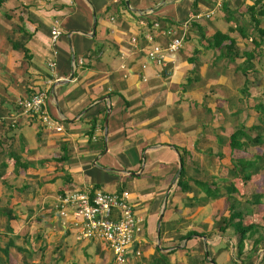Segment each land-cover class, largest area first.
<instances>
[{
	"label": "crops",
	"instance_id": "1",
	"mask_svg": "<svg viewBox=\"0 0 264 264\" xmlns=\"http://www.w3.org/2000/svg\"><path fill=\"white\" fill-rule=\"evenodd\" d=\"M257 1L197 0L194 7L196 0H8L9 8L25 18L30 35L26 47L36 73L44 79L39 83L44 88H36L33 94L48 89V112L62 127L61 131L48 128L34 117L40 129L34 123L28 126L37 129L34 134L30 128L29 133L20 131L23 138L17 143L25 150V162L16 168L15 160L10 169L20 172V182L27 183L20 189L30 199L29 208L27 203L19 206L25 213L23 219L41 208L46 226L53 221L55 231L62 235L61 252H65L67 240L77 234L72 221L57 211L61 194L74 190L128 192L130 204L145 221L129 264H156L153 258L159 253L167 256L168 264H216L210 260L209 237L192 232L191 238H184L176 224L182 221L178 214L185 205L193 208L207 200L196 190L195 200L181 206L184 202L180 204L182 198L176 195L177 190L183 192L179 177L183 163L187 167V159H192L190 149L196 146L194 150L202 152L197 140L203 137L205 126L190 102L203 104L204 91L223 78V73L217 77L213 73L224 59L207 42L218 31L231 38L237 32L230 29L229 23L236 22L230 16L225 22L219 18L222 9L232 15L228 7L236 11L240 3L243 13ZM197 13L205 16L191 23L180 51L174 55L164 52L163 65L153 62L146 40L153 25L158 23L165 30ZM55 25L63 35L52 72L47 65ZM169 42V37L159 36L158 44L164 48ZM222 138L216 133L219 143ZM172 221L176 223L171 225ZM164 222L167 227L162 235ZM13 223L16 220H12L13 232L21 233ZM86 244L79 246L87 251L89 262L100 264L108 259L115 263L103 251L91 257L89 248L97 244Z\"/></svg>",
	"mask_w": 264,
	"mask_h": 264
},
{
	"label": "rangeland",
	"instance_id": "2",
	"mask_svg": "<svg viewBox=\"0 0 264 264\" xmlns=\"http://www.w3.org/2000/svg\"><path fill=\"white\" fill-rule=\"evenodd\" d=\"M6 3L0 8V173H2L0 174V264H94L87 259L85 255L87 251L80 249L79 245H87L86 242H77V236L69 238L67 240L69 245L66 247L68 250L61 252L65 245L63 238H60L62 235L55 231L58 229L53 221L50 226H46L41 208L33 209L34 212L26 221L22 217L25 213L19 206L27 203L29 208L30 199L25 198L27 195L20 189L27 183L20 182L23 179L20 172L18 174L10 169L15 165V159L10 154L20 156V163L24 164L25 150H20L17 143L18 138H23V133L20 131L30 128L34 134L41 126L36 123V118L23 113L18 104L37 91L36 88L43 89L44 87L39 83L44 79L40 73H36L32 57L26 47L30 35L25 18L17 10L10 9ZM261 5L264 6V0L256 2V6ZM238 7H242L240 3ZM239 8L235 11L234 8L228 7L227 10L232 15L223 8L224 14L219 18L225 22L230 16L236 21L228 22L232 26L230 29L237 30L238 26L243 28L248 38H243L238 31L232 32L233 39L237 42L235 50L240 54L252 52L254 59L248 66L244 57L237 58L231 63L225 59L220 60V68L217 67L213 75L217 77L219 72L223 73L221 82L204 91L203 104L190 102V107L192 110L196 109V114L205 127L203 137L197 140V146L202 152H196L194 150L196 146L190 149L192 159L191 161L187 159L184 180H188L190 186L207 200L193 208H186L185 203L195 200L196 192L183 194L176 189L177 198L180 200L182 198L180 204L184 202L181 204V206L185 205L184 212L178 214L182 217V221L178 219L180 224L174 221L170 224H178L184 232V238L192 232L208 236L210 260H213V263L264 264V242H261L256 251L253 250L254 240L258 239L262 232L245 241L242 253L239 247L240 235L233 227L222 222L223 218L230 217V204L235 203L237 211L244 213L245 226L257 225L261 231L264 227V166L259 167L247 183L230 173L233 169V161H254L257 156L264 154V146L261 145L235 151L229 146L230 136L241 126L250 138L257 136L264 138V41L260 47L254 45L253 37L250 35H259L256 34L251 22L252 14L246 9L242 13ZM34 123L37 129L28 127ZM213 129H216L215 134ZM27 132L29 133V130ZM32 133H30L31 137ZM216 133L223 137L222 143L217 141ZM5 164L7 167H3ZM29 178L30 175L27 176L28 182ZM195 181L210 184L212 190L217 189L216 198L208 196L202 189L197 188ZM231 186H234L237 192L230 195ZM257 194L262 195L260 205L254 204V196ZM248 201L250 203H247ZM196 216L201 222L196 221ZM205 219L207 222L204 221ZM12 220H16L13 225L16 226L17 232L22 231L21 233L13 232ZM162 225L163 235L167 225L165 222ZM46 234H57L58 237L46 238L44 236ZM10 243L13 246L9 249V254H4L3 250ZM92 249L94 252L91 251ZM156 249L160 251L159 248ZM96 251H103L104 256H108L112 261V251L102 243L91 246L88 252L95 258ZM153 261L156 264H168L167 256L161 253L156 255ZM100 264L111 263L107 259L106 263Z\"/></svg>",
	"mask_w": 264,
	"mask_h": 264
},
{
	"label": "built area",
	"instance_id": "3",
	"mask_svg": "<svg viewBox=\"0 0 264 264\" xmlns=\"http://www.w3.org/2000/svg\"><path fill=\"white\" fill-rule=\"evenodd\" d=\"M204 16L197 13L191 16L189 21L165 30H161L159 24L155 23L152 27L153 31L146 36L147 42L151 45L149 58L156 64L163 65L164 52L172 55L178 53L191 23L203 19ZM206 17L209 19L211 16ZM62 35L63 32L59 26L52 27L50 37L52 57L48 62V68L52 72L56 67L55 58L58 55L56 47ZM159 36L170 38L166 48L158 44ZM133 43H137V40L133 39ZM51 84V82L48 83L49 86ZM47 92L38 91L20 101L18 105L23 113L33 118L38 117L46 127H54L57 131H61L62 127L51 118L48 112ZM93 140L96 141V138ZM56 208L61 217L74 224L78 242L102 243L109 251H112L113 261L116 264L128 263L133 244L145 228V221L138 216L136 208L130 204L128 192L119 195L102 190L67 191L59 196ZM135 256L140 257L141 252L136 251Z\"/></svg>",
	"mask_w": 264,
	"mask_h": 264
},
{
	"label": "trees",
	"instance_id": "4",
	"mask_svg": "<svg viewBox=\"0 0 264 264\" xmlns=\"http://www.w3.org/2000/svg\"><path fill=\"white\" fill-rule=\"evenodd\" d=\"M8 0H0V8L7 2ZM125 5V2H124ZM197 6V0L194 3V7ZM259 8L256 10V8ZM248 12L252 14L251 16V22L253 24V27L255 28L256 34L259 36H254L255 34H251L250 36L253 37V43L256 45V47H260L263 44L264 41V6H256V4L252 7L248 8ZM195 25V24H194ZM178 26V25H177ZM197 26V25H196ZM237 31L243 38H248L246 32L243 30L241 26H238ZM234 29H231V31ZM249 36V37H250ZM250 37V38H251ZM258 37V38H257ZM209 44V48L213 50H219L220 59H226L229 62H234L237 58L244 57L246 59V66H248L251 61L254 59V55L252 52H244L243 54H240L239 51L235 50L237 47V42L235 39L231 38L228 34H223L222 32L218 31L212 38H209L207 40ZM226 43V44H225ZM221 141V140H220ZM261 145L264 146V138H261V136H257L256 138H250L244 129L243 126H241L239 129H237L234 134L231 136V143L230 147L233 151L235 150H242L251 146H257ZM12 158L16 160V168L20 165V160L17 156H15L13 153L10 154ZM65 160V156L61 158V161ZM184 162V160H183ZM233 169L230 171L231 175L233 177H240L242 178L244 183H247L251 180L252 176L256 172L259 167L264 166V154L261 156H257L254 161L253 160H235L232 162ZM3 167H7V165H3ZM181 170V175L179 177V186L181 187L183 192H189L193 191L194 189L190 187V184L188 180L185 179V168ZM2 174V173H0ZM195 186L202 189L208 196L212 198H216V192L217 189L212 190L210 184H206L205 182H199L195 181ZM196 192V190L194 191ZM237 189L234 186H231L229 189V194L236 193ZM198 193V191H197ZM262 195L257 194L254 196V204H261ZM247 203H250L249 201ZM230 217L229 218H223L222 222L226 223L230 227H233V229L240 235L239 237V247L240 252H244V245L245 241L248 238H254L255 235L262 232V235L254 240L253 250H257L261 242H264V227L259 228L257 225H250L245 226L243 223V216L244 213L241 211H237V205L235 203L230 204ZM10 217H8L9 219ZM237 221V222H236ZM223 229V228H222ZM192 234L186 236V238H191ZM13 246L12 243L10 245L6 246L3 250L4 254H9V249ZM215 263V262H214Z\"/></svg>",
	"mask_w": 264,
	"mask_h": 264
}]
</instances>
